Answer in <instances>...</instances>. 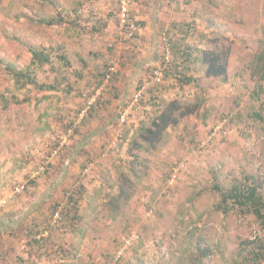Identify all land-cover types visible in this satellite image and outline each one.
<instances>
[{
  "label": "rangeland",
  "instance_id": "374dc122",
  "mask_svg": "<svg viewBox=\"0 0 264 264\" xmlns=\"http://www.w3.org/2000/svg\"><path fill=\"white\" fill-rule=\"evenodd\" d=\"M129 8L139 26L133 34L121 29L120 0H0V213L15 221L0 228V264H197L195 251H208L200 264H251L262 250L263 218L246 208L218 210L215 186L251 177L264 192V108L252 97L261 81L252 63L264 51V0H129ZM157 8L153 22L148 14ZM143 17L153 26L143 30ZM220 35L231 46L226 81L207 77L195 61L185 72L195 82L172 74L136 101L157 65L143 62L136 70L142 77L115 110L122 96L115 83L135 71L151 39L148 57L157 55L158 41L162 60L166 37L173 65L178 48L190 47L196 58ZM30 47L50 51V61L34 64ZM112 64L118 74L81 116ZM28 67L37 84L10 71ZM155 92L158 106L150 99ZM173 100L198 108L169 127L156 148L132 146L144 144L140 127L151 126ZM257 113L261 119H253ZM94 125L104 127L105 142L83 146L79 140ZM132 155L149 167L131 183L130 201L114 209L111 197Z\"/></svg>",
  "mask_w": 264,
  "mask_h": 264
},
{
  "label": "trees",
  "instance_id": "16d2710c",
  "mask_svg": "<svg viewBox=\"0 0 264 264\" xmlns=\"http://www.w3.org/2000/svg\"><path fill=\"white\" fill-rule=\"evenodd\" d=\"M40 22H45L46 24H54L56 21L54 18L49 19L48 21L41 19ZM186 26L190 27V29L192 28L191 24L189 23H186ZM223 39H226L223 35L212 39V46L208 49L198 50L199 57L196 58L192 57V49H190V47L182 50L178 48L176 52L177 54L180 53V58H177L173 65L172 62H170L165 79L169 75L173 74L181 82H195V79L192 76H186L185 72L190 69V63L201 61V63L205 67V74L207 77H217L222 81H226L228 78V65L231 54V46L225 43V40ZM30 51L32 52V60L34 64L43 65L44 63H48L50 61V51L44 49L41 50L34 47H30ZM186 63L189 64L185 66ZM252 65L253 67H255L256 73L260 75L259 79H261V81L259 80V82L255 85V89L252 92V97L255 101H261L264 108V51H261L257 54ZM10 71L15 75L16 80L22 82L23 84L27 82L37 84V81L35 79V72L33 71L32 67H28L27 70L11 69ZM104 75L105 72L102 76L103 78ZM152 85L154 87L157 86V84ZM38 86L41 88H54L53 85L41 84ZM153 86L150 87L149 90L153 91L154 93L155 89H153ZM156 95L157 92H155V95L153 94V96ZM143 98L144 97H141L140 100L142 101ZM152 99L153 104L155 105L157 103L156 105L158 106L159 101H157V99L155 98ZM96 104L98 105V102ZM182 104L183 103L177 100L170 101L166 105V108L159 113L157 119H154L151 122V126L140 127V138L144 142V144L133 141L132 146L141 150H143L144 148H148V151L156 148L160 143H162V140L169 127L177 125L185 116L194 114L198 108L190 106V104L185 106ZM261 118L262 117L259 113L253 116V119ZM132 156L134 157V159L129 164V175H123L122 181L118 184L117 195L111 197L110 204L114 209L120 207L121 204H119V202L127 203L128 201H130L134 193L133 190L135 189L134 186H130L131 183L134 182L135 178H137V180H141L146 168L149 167L148 165H146L145 169L141 168L140 165L142 163L145 164L143 158L138 157L137 155ZM245 179V181H241L240 183H233V185L228 187L227 189L222 188L216 184L215 188L218 189V191L221 193V199L218 201V203L215 204V207L225 214L230 212L231 210L246 208L249 212L262 217L264 220V192L260 191L259 185L257 184V180L255 178L246 177ZM114 204H116V206H114ZM74 218H76V216H73V219ZM200 242L201 241L199 240L198 251H201L203 247ZM260 248L262 249L261 251L253 252V256L248 258L251 264H261L264 258V246L262 245V243L260 245ZM207 253L208 251H203V254L196 251L194 252L197 257V259H195L197 264H200L202 262L203 255H206ZM244 264L250 263L246 262Z\"/></svg>",
  "mask_w": 264,
  "mask_h": 264
},
{
  "label": "built area",
  "instance_id": "2783aa9c",
  "mask_svg": "<svg viewBox=\"0 0 264 264\" xmlns=\"http://www.w3.org/2000/svg\"><path fill=\"white\" fill-rule=\"evenodd\" d=\"M119 21L121 29L123 33L133 34L137 29H139L138 24L136 23L135 19L132 17L129 8V0H120V12H119ZM165 43V54L162 60L158 61L157 65L153 67L151 72L150 79L146 80L144 84L140 87V89L135 94V100L137 101L142 97L143 92L151 85V84H161L165 80L166 73L168 71L169 64L171 62V43L165 37L163 38ZM119 69L117 65L112 64L110 65L106 71L102 81V84L99 85L96 89H93L88 96L87 106L83 110L81 116H84L85 113L93 108V106L98 102L99 97L102 96L103 92L106 90L110 82L113 78L118 74ZM122 121L127 120V113L123 112L120 116ZM23 187H17L16 191L20 192ZM6 204L5 200H0V209ZM58 216V213H56Z\"/></svg>",
  "mask_w": 264,
  "mask_h": 264
},
{
  "label": "crops",
  "instance_id": "0c3cea01",
  "mask_svg": "<svg viewBox=\"0 0 264 264\" xmlns=\"http://www.w3.org/2000/svg\"><path fill=\"white\" fill-rule=\"evenodd\" d=\"M152 11V10H151ZM151 11L149 12V14L148 15H155L156 17H155V20L153 21V22H155V21H157V14H159V9L157 8V11L156 10H153V12L151 13ZM145 17H143V19L142 20H145V21H142L141 23H139V24H141L142 26H144V28H143V30H145V29H149L150 27H152L153 26V22H150V20L147 18V19H144ZM151 41H152V43L151 44H149V51H148V55L150 54V53H152L153 52V49L155 48V42H154V38L153 39H151ZM148 46V45H147ZM151 50H152V52H151ZM159 50H160V48H159V44H158V41H157V55H155V56H152L151 57V59L148 57V55L146 56V55H144V56H142L141 58H139L136 62H138L137 63V65H136V68H135V71H128L127 72V75H125V76H123V77H121L123 80H125V82L124 83H122L121 81H118V82H116L115 83V85L116 86H119V87H117V88H119V89H117L118 90V92H122V96L120 97V99H117V100H114V105H115V107L117 106V105H119V104H123L124 102H125V99H126V96H127V94H128V92H129V90H130V87L131 86H133L134 85V83H135V81L137 80V78L138 79H140L141 77H142V70L140 69L139 71H136L137 69H138V67L140 66V68H142V64H143V62H146V63H149V64H153V62L154 61H157V63H158V60L160 59V56H161V53L159 52ZM157 57V58H156ZM157 59V60H156ZM172 61H173V59H172ZM171 61V62H172ZM186 65V64H185ZM144 67V66H143ZM152 70H153V67L151 68V71H150V74H149V76L147 77V79H146V77L144 78H142V79H146V80H148V79H150V76H151V72H152ZM146 80L145 81H143V82H141V84H144L145 82H146ZM130 86V87H129ZM160 87H162V86H160ZM157 88H159V84H157V86H155L153 89H157ZM162 90V89H161ZM152 98H155L156 99V97L155 96H153V97H150V99L151 100H153ZM108 104H105V106H107ZM104 106V107H105ZM119 107H116L115 108V110L116 109H118ZM112 113H113V115H116V111H111ZM114 118V117H113ZM110 121H112V120H109L108 121V124L110 123ZM113 122V121H112ZM104 127H102V128H96V125H94L89 131H88V133H86V135H85V137H83V138H81V140H79V142H80V144L81 143H83V146L84 145H87V144H93L94 143V140H101L102 142H105V140L103 141V139H104V137L105 136H103L102 135V132L100 133V131L103 129ZM98 144V143H97ZM7 216L8 215H5V216H3V213H0V228H1V226H2V223H4V224H7V225H9L10 227H13V225L15 224V221L14 220H12V219H10V217L9 218H7ZM25 217H21L20 219H17L16 221H17V224H19L20 225V223H23L24 221H25ZM11 224V225H10Z\"/></svg>",
  "mask_w": 264,
  "mask_h": 264
}]
</instances>
